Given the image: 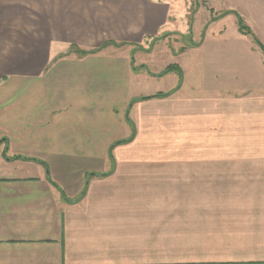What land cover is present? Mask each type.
<instances>
[{
    "label": "crops",
    "instance_id": "1",
    "mask_svg": "<svg viewBox=\"0 0 264 264\" xmlns=\"http://www.w3.org/2000/svg\"><path fill=\"white\" fill-rule=\"evenodd\" d=\"M177 2L0 0V264H264V53L234 13L190 28L173 18ZM170 32L189 39L183 84L137 103L152 110L134 113L137 136L111 161V145L132 136L143 56ZM240 61L262 78L239 88L249 76ZM144 132L166 152L143 150ZM222 181L244 255L206 260L158 247V221L173 208L162 198L199 203Z\"/></svg>",
    "mask_w": 264,
    "mask_h": 264
},
{
    "label": "rangeland",
    "instance_id": "2",
    "mask_svg": "<svg viewBox=\"0 0 264 264\" xmlns=\"http://www.w3.org/2000/svg\"><path fill=\"white\" fill-rule=\"evenodd\" d=\"M175 6L178 7L176 11L174 10L173 18H178L179 23L187 24L190 28L192 27V19L196 18L195 28L197 29L204 23L206 24L209 22L212 24L215 22L214 19L218 21L221 19L225 10L232 8L247 19L248 23L253 27L255 33L264 44V0H178ZM177 11L179 12L178 15L175 13ZM184 14H189V16L186 17ZM210 14L213 16V20H210ZM226 25L228 29L236 27V24L233 25V21L230 18ZM204 29H206V27ZM161 36L160 38H155V42L159 45L155 47L154 52L150 55L144 54L143 56V60L145 59L146 63L141 66H146L145 70L148 71V77H143L141 82L142 88H138L136 92L141 94L132 100L136 102V106H131L129 114L127 113V120H130L131 124H134L131 133L133 137L137 136V132L139 131L136 122L134 123L132 119L134 113L137 110H141L143 116H145V112L149 113V111L152 110L151 103L142 105V108L139 107L140 104L137 103H140V101L137 102V99L154 96L161 93V91H166L167 88L171 87L175 82L177 83V81L178 83L175 89H180L183 84L184 73L179 74L177 70L166 73L163 72H165V69L169 65H178L182 69V54L186 49V47H182V45L189 43V39H187L186 34L180 32L163 33ZM253 43L255 44L254 40ZM148 44L149 47H151L152 41ZM140 58L142 59V57H139V59ZM252 61L254 62V60ZM241 62L243 61H240L238 70L249 76L242 79L243 82H239V88L245 87L246 82H250L252 79L255 82L257 76L260 79L262 78L260 66L255 65L256 69L250 70L249 66ZM190 71L193 76L194 71ZM185 77V80L190 77L187 67L185 68ZM152 99L154 100V98ZM152 99L144 101L148 102ZM132 104L133 103L130 105ZM133 108L134 110L131 112L130 110ZM137 114L139 117L138 112ZM140 123L141 127L145 125L144 119L140 121ZM149 136L145 132L140 136L139 143L143 147V150H150L152 147L151 151L148 152L149 154L157 155L156 153L159 151L164 154L166 152V149H164L165 143L160 142L156 146L153 142L148 143L150 140ZM158 147L162 150L158 151ZM204 183L206 188L203 189L207 193L213 192L210 188L214 182L204 181ZM201 184L203 185V182H201ZM221 184L222 189L218 192L219 194L216 192L218 196L205 195L199 198H193L194 200H198L199 203L190 202L187 200L189 198L181 196L162 198L169 200L168 203H164L168 205L172 204L173 208L171 207L172 212L166 214L167 220L159 219L158 221L157 246L160 247V244L167 245L171 249L174 248L177 250V254L190 255L193 253L191 255H197L199 258L205 257L206 260H229L231 258L242 257L244 255V245L239 243L238 238L235 239V243H233L230 237L229 217L232 198L229 193V188L231 182L222 181Z\"/></svg>",
    "mask_w": 264,
    "mask_h": 264
},
{
    "label": "trees",
    "instance_id": "3",
    "mask_svg": "<svg viewBox=\"0 0 264 264\" xmlns=\"http://www.w3.org/2000/svg\"><path fill=\"white\" fill-rule=\"evenodd\" d=\"M198 9V8H197ZM196 11V10H195ZM213 12V11H211ZM230 13H234L237 17V25H238V29H239V32L245 36H249L251 37L255 44L260 48V50L264 53V44L259 40V38L255 35V33L253 32V30L251 29V27L246 23V21L244 20V18L236 13V12H232V11H225L221 17H224ZM216 20V19H214ZM79 51V54L81 56H84V55H88L90 53H95L96 51L98 50H92V51H89V52H81L80 50ZM173 70H177L179 72V74H182V71H181V68L178 66V65H169L166 69H165V72L163 73H166V72H169V71H173ZM170 93H159L157 95H154V96H150V97H145V98H139L137 99V102L138 101H143V100H147V99H152V98H162V97H167L169 96ZM136 101V100H135ZM132 103H135V102H132ZM130 122V120H128ZM133 136H131L130 138L128 139H125V140H120V141H117L115 142L114 144L111 145L110 147V152H109V157H110V160L112 161V152H113V149L114 147L118 146V145H121L123 143H128L130 141L133 140ZM37 161V160H36ZM42 164H44V162H41ZM45 167L46 169H48V166L45 164ZM51 182L52 180L49 179ZM56 187L59 188L58 185H56L54 182H52ZM60 189V188H59Z\"/></svg>",
    "mask_w": 264,
    "mask_h": 264
}]
</instances>
